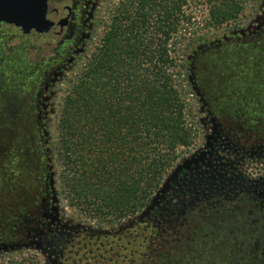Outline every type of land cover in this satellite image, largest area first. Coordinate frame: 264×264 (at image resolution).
<instances>
[{"label": "trees", "instance_id": "16d2710c", "mask_svg": "<svg viewBox=\"0 0 264 264\" xmlns=\"http://www.w3.org/2000/svg\"><path fill=\"white\" fill-rule=\"evenodd\" d=\"M195 1L206 7L203 20L190 11ZM243 11L242 0L119 2L100 44L66 78L57 117L48 123L47 117L40 116L36 156L28 158L25 153L24 165L29 167L24 166L18 175L24 205L13 209L16 199L9 198L7 216L1 218L4 211L0 212V222H6L7 234L14 236L11 241H0V264H43L34 246L22 245L43 244L46 235H33L41 233L46 223L113 231L150 207L182 159L183 150L196 140L188 120L192 115L188 98L199 100L201 94L192 78V65L198 55L230 40L228 34L222 37L213 32L236 23ZM43 108L40 105L39 110ZM202 214L199 220L213 240H197V261L191 254L183 262L176 253L168 257L164 243L172 232L161 227L166 219L160 217L158 223L151 219L137 222L134 229H139L120 239L124 249L108 259L101 248L109 245L115 252L118 240L111 242L113 236L84 238L81 247H67L61 261L264 264V226L253 207L241 215L238 211L224 214L219 222ZM17 238L21 242L16 244ZM203 244L211 245L206 248ZM126 245L135 246L129 251ZM138 246H144L140 253Z\"/></svg>", "mask_w": 264, "mask_h": 264}, {"label": "rangeland", "instance_id": "374dc122", "mask_svg": "<svg viewBox=\"0 0 264 264\" xmlns=\"http://www.w3.org/2000/svg\"><path fill=\"white\" fill-rule=\"evenodd\" d=\"M120 1L100 0L99 23L94 32L89 30L85 34L83 44L68 42L58 48L57 41L49 38L24 37L17 29L0 27V212L4 211L1 218L7 216L5 202L9 198L16 199L13 209H22L24 205L18 175L24 166L29 167L24 165L25 153L28 158L36 156L34 143L40 129V116L47 117L48 123L57 117L67 89L66 78L79 70L85 58L100 44L110 15ZM242 2L244 11L239 20L222 31L213 32L222 37L228 34L230 40L198 55L192 65V78L202 96L199 100L188 98L192 110L188 120L195 128L196 140L190 149L183 150L182 159L166 177L150 207L113 231L89 225L44 224L43 231L33 235H46L48 238L43 244L34 241L22 245L30 249L34 246L43 264H70L67 258L61 261L67 247H81L84 238L98 240V237L113 236L111 242L118 240L115 252L109 250V245L101 248L108 259L124 249L120 239L134 234L139 229H134L137 222L151 219L158 223L157 217L166 219L161 227L172 232L164 243L168 257L176 253L182 262L189 254L198 260L196 242L213 240L206 224L202 225L199 220L202 213L212 215L219 222L224 214L238 211L241 215L245 209L253 207L256 218L264 226V0ZM190 11L200 20L207 16L206 7L200 1L191 3ZM75 48L76 57L64 66ZM49 82L51 85L40 97L45 83ZM40 105L44 107L42 111ZM218 133L221 141L214 143ZM207 154L213 159V164L211 161L207 164L210 170L205 173L199 168L192 169V165ZM245 187L252 194L242 191ZM217 191L225 197H239L223 205L209 207L202 203L197 206L204 197ZM8 230L9 225L0 222V241L14 238L12 233L7 234ZM18 238L16 244L21 242ZM203 245L207 248L211 244ZM143 248L138 246L137 253ZM74 250L76 254V248ZM129 251L122 250V254L129 256ZM122 260V257L117 258L119 262Z\"/></svg>", "mask_w": 264, "mask_h": 264}, {"label": "flooded vegetation", "instance_id": "af4514ba", "mask_svg": "<svg viewBox=\"0 0 264 264\" xmlns=\"http://www.w3.org/2000/svg\"><path fill=\"white\" fill-rule=\"evenodd\" d=\"M99 2L100 0H47V5H48L47 13L48 15L53 17L59 24L58 25L54 24V27H51L48 32H45L42 35L37 34L35 31H32L30 34L25 35L21 29H17L13 26H9L2 23H0V27H11L17 29L24 37L34 36L37 38H49L52 42L57 41L58 48H62L68 42H74L75 45H77V43L83 44L86 41L83 40L85 34H87L89 30H92L94 32L99 23V19H98L100 14V6L98 5ZM60 23L63 24L61 25ZM76 49L77 48L73 49L70 52V56H68V58L66 59V63L64 64V66H66L69 60H72L76 57L74 55ZM60 70H58L57 72H59ZM51 76L54 77V74H52ZM50 85H51L50 82L45 83L43 92L41 93L40 97L42 96V94L45 93L48 86ZM219 134L220 133L216 134L217 139L214 141V143L221 141L222 136ZM209 157L210 154H207L206 157L203 158L201 161L192 165V169L199 168V171L202 172L204 171L205 173L208 172L210 168L208 169L207 164H210V161L211 164H213V159H209ZM186 176L187 175H185V177ZM183 178L184 176L182 177V179ZM206 187H209V184H207ZM244 190H248V189L247 188L242 189V191ZM246 192H247L246 194H252L249 193L251 192L249 190ZM207 196L208 197H204L202 201H200L197 204L198 207L199 204L202 203H206L205 205L209 207H213L211 205L214 206L223 205L224 201H228V200L232 201L235 200V198L239 197V196L225 197L222 193L220 194L219 191L212 192L210 193V195Z\"/></svg>", "mask_w": 264, "mask_h": 264}, {"label": "water", "instance_id": "95a60500", "mask_svg": "<svg viewBox=\"0 0 264 264\" xmlns=\"http://www.w3.org/2000/svg\"><path fill=\"white\" fill-rule=\"evenodd\" d=\"M47 7V0H0V23L21 29L25 35L32 31L42 35L59 24L48 15Z\"/></svg>", "mask_w": 264, "mask_h": 264}]
</instances>
